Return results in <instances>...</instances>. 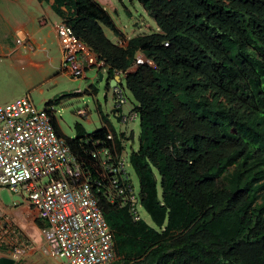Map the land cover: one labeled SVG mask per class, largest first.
<instances>
[{
    "label": "trees",
    "instance_id": "obj_1",
    "mask_svg": "<svg viewBox=\"0 0 264 264\" xmlns=\"http://www.w3.org/2000/svg\"><path fill=\"white\" fill-rule=\"evenodd\" d=\"M137 1L161 33L134 36L125 48L105 36L104 28L119 32L95 0L50 5L105 65L125 72L138 51L155 65L140 63L125 79L140 127L129 160L153 226L99 198L116 256L123 264H264V0ZM55 127L74 154L107 133L75 123L69 138Z\"/></svg>",
    "mask_w": 264,
    "mask_h": 264
},
{
    "label": "built area",
    "instance_id": "obj_2",
    "mask_svg": "<svg viewBox=\"0 0 264 264\" xmlns=\"http://www.w3.org/2000/svg\"><path fill=\"white\" fill-rule=\"evenodd\" d=\"M58 34L63 61L70 75L78 78L83 66L77 52L86 49L69 27L61 26ZM110 92L115 106L124 107L123 87L114 85ZM77 112L87 115L84 109ZM56 114L51 104L37 108L29 93L0 104V185L24 193L26 204L47 224L41 230L45 255L62 259V264H108L115 256L113 234L98 199L127 208L137 220L139 192L123 169L111 133L107 135L111 145L95 141L92 149L74 154L56 132ZM134 117L123 114L121 122L126 125ZM24 248L16 245L13 257L22 256Z\"/></svg>",
    "mask_w": 264,
    "mask_h": 264
},
{
    "label": "rangeland",
    "instance_id": "obj_3",
    "mask_svg": "<svg viewBox=\"0 0 264 264\" xmlns=\"http://www.w3.org/2000/svg\"><path fill=\"white\" fill-rule=\"evenodd\" d=\"M100 5L114 18L117 26L124 27L128 32H130L132 25V17L130 18L128 14L124 12V3L126 4V10L130 14L132 13L134 19L142 21L144 23V29L148 32L156 31L155 23L151 20L146 11L142 6L132 0H126L124 3H120L117 0H98ZM14 2V1H11ZM117 2V3H116ZM2 5H0V10ZM4 10V9H2ZM1 10V11H2ZM130 11V12H129ZM4 13L8 15L9 13L5 10ZM5 18H0V28L4 24L1 20ZM153 21V22H152ZM154 23V24H153ZM139 30L138 28H135ZM3 28L0 29V33ZM142 30V29H141ZM107 36L109 39L114 41V38L107 31ZM134 33L131 32V34ZM51 53H53L58 59V65H60V56L56 47H52ZM139 53L137 60L143 61L144 57ZM64 64V62L62 61ZM61 63V65H62ZM5 65V64H3ZM60 67V66H59ZM5 72V70H4ZM58 72V69L56 70ZM3 71L0 68V104H4L13 100L14 98L21 96L25 93H29L34 105L42 109L46 106V102L53 98H57L61 95H71L70 98L62 99L58 104H54V109L57 111L56 117L58 119V125L62 133L69 138H74L76 135V130L74 128L75 123L81 124L84 131L88 134L101 128L102 121L98 114V108L102 111V114L106 117L117 132L125 130L127 126L117 123L113 117L109 114L112 107V98L109 93H107L106 82L100 81L95 77L94 71L87 69L85 71V78L73 79L68 75L62 73H56L52 75L47 80H38V77L31 78V80H25L23 85L20 82L21 77L14 76L13 82L16 84L13 87L12 82L8 81V75H3ZM27 74V73H26ZM28 76V75H27ZM27 79V77H26ZM24 83V81L21 79ZM122 84L125 87V80H122ZM90 89H95L96 94L92 93ZM126 98L129 102L128 107H131L135 103L131 94L127 89H125ZM107 93V94H106ZM86 110L87 116H81L77 111ZM134 132V143L130 146L129 143L126 144V152L129 154L132 150H137L139 145L140 127L139 120H135L129 125ZM128 128V127H127ZM130 172L131 180L134 184L135 189L139 190V181L132 168H128ZM46 180L42 181L44 184ZM24 204V193H16L7 186L0 185V257L9 255V253H3L4 251L12 248L13 246L21 243H25V253L21 258H24L21 264H33V259H36L39 264H60L62 259H53L42 252V247L45 245V240L41 234L40 228L36 224L35 213L30 207H23ZM26 205V204H25ZM139 215L142 220H144L149 225H152L149 215L143 208L138 209ZM47 224H45V227ZM37 237H40L37 240ZM22 241V242H21ZM38 241V245L36 246ZM34 246L37 250L34 258L28 260L27 250L28 248ZM9 248V249H8Z\"/></svg>",
    "mask_w": 264,
    "mask_h": 264
},
{
    "label": "crops",
    "instance_id": "obj_4",
    "mask_svg": "<svg viewBox=\"0 0 264 264\" xmlns=\"http://www.w3.org/2000/svg\"><path fill=\"white\" fill-rule=\"evenodd\" d=\"M51 3L52 0H49L48 4L37 0H0V5L4 9L0 10V18H5L1 20L4 25L1 26L3 30L0 33V68L5 76L8 75V81L12 82L13 87L16 85L13 82L14 76L21 77L19 78L20 82L24 85L25 80H31V78L38 77V80L45 81L59 72L68 75L66 70L64 72L63 50L57 33L60 19L51 11ZM5 10L9 13L8 15L4 13ZM105 34L107 35V32ZM17 37L23 40L16 43ZM52 47H56L58 50L60 65H58L57 57L51 53L50 48ZM82 55L80 54V57H83ZM57 69L58 72H56ZM90 70L96 72L92 67ZM102 71L105 72V70ZM83 77L84 75H81L80 78ZM22 206L26 207V205ZM35 218L37 217L35 216ZM39 238L37 237V240ZM36 246V249L41 247L38 245V241ZM10 249L12 248L10 247ZM10 249L3 252L9 253L6 255L8 257L10 256ZM37 252L34 246L28 248V260L33 259ZM23 260L24 258L19 257L15 264H21ZM123 262L122 257L116 256L111 264H123ZM32 263L39 264L36 259H33ZM60 264L62 263L60 262Z\"/></svg>",
    "mask_w": 264,
    "mask_h": 264
},
{
    "label": "clouds",
    "instance_id": "obj_5",
    "mask_svg": "<svg viewBox=\"0 0 264 264\" xmlns=\"http://www.w3.org/2000/svg\"><path fill=\"white\" fill-rule=\"evenodd\" d=\"M38 1V0H37ZM99 5H100V2L98 1V0H95ZM118 2H120V3H124V1H126V0H117ZM132 1H134V2H137V3H139L137 0H132ZM52 2H53V0H52ZM44 3V2H43ZM49 3V2H48ZM48 3H46V4H48ZM117 3V2H116ZM52 4V3H51ZM50 4V5H51ZM141 6H142V4L141 3H139ZM124 5V12L126 13V14H128V16L132 19V25H131V29H130V32H128L124 27H122V26H117V24H116V22H115V20H114V18L112 17V15H110L104 8H103V6L102 5H100L101 7H102V9L112 18V20H113V23H114V25H115V27H116V29H117V31L119 32V35H114L113 33H112V31H110L109 29H107V28H104V31L106 32V30L107 31H109L110 32V34L112 35V37L114 38V41H112L111 39H109L108 38V36L105 34V32H104V34H105V36L110 40V42H112L115 46H117V47H121V48H125L126 47V45H127V42H128V40L130 39V38H132V37H134V36H140V35H146V34H151V33H161V31L159 30V28H158V26L156 25V23L154 24L155 25V27H156V31H153V32H147L143 27H144V23H142V21H140V20H136V19H134V17H133V15H132V13L130 12V14L127 12V10H126V4L124 3L123 4ZM142 8L146 11V14H147V16L151 19V20H153L150 16H149V14L147 13V10L144 8V6H142ZM50 9H51V7H50ZM52 11V10H51ZM53 12V11H52ZM54 14V13H53ZM55 15V14H54ZM57 16V15H56ZM58 17V16H57ZM59 18V17H58ZM60 19V18H59ZM154 21V20H153ZM152 21V22H153ZM67 26V27H69L68 25H66V23L62 20V19H60V21H59V25H58V27H57V33L59 32V28L61 27V26ZM70 28V27H69ZM135 28H138L139 30H137V29H135ZM71 29V28H70ZM142 29V30H141ZM71 31H72V29H71ZM134 31V33H132L131 34V32H133ZM72 34H73V31H72ZM58 36H59V34H58ZM74 36V35H73ZM19 37H17V39H18ZM20 39V38H19ZM21 40H23V39H21ZM59 41H60V38H59ZM79 41V40H78ZM80 43L85 47V49H86V51H79V52H77V57H78V59L81 61V64H82V66H83V73H82V75H84L85 74V70L86 69H91V67L92 68H94V70H96V72H94L95 73V77H97L98 79H99V74H101L102 76H101V79H99L100 81H105L106 82V88H107V93H109L110 94V96H111V98H112V107H111V109H110V111H109V114L113 117V119L117 122V123H120L121 125H124V124H122V122H121V116L123 115V114H133V115H135V117H134V119L130 122V123H128V124H126L125 126H127L126 128H125V130H122V131H120V132H117L115 129H114V133L112 132V130L108 127V124L105 122V123H103L102 125H105V127H106V131H107V133H106V136L103 138H95V139H93V137H90L89 139L90 140H92V147H90V148H85V149H92L93 147H94V145H96L95 144V141H99V142H101V144L102 145H105V144H109V145H111V141L107 138V135H108V133H111L112 134V136H113V142H114V144H115V146H116V152L120 155V159L122 160V162H123V169H124V171L127 173V175H128V177H129V181H130V183L132 184V186L134 187V184H133V182H132V180H131V177H130V172H129V167L130 168H132L133 169V167H132V164H131V162H130V160H129V157H130V154L132 153V152H136L137 150H132L129 154L126 152V144L127 143H129L130 144V146L134 143V132H133V130H132V128H130L129 127V125L131 124V123H133L135 120H139V114H138V112L135 110V105L137 104L136 102L134 103V104H132V106L131 107H128V104H129V102L127 101V98H126V92H125V87L123 86V84H122V80L124 79H126V77H127V75H129V74H131V73H129L131 70H136V68H137V65L138 64H140V63H147V64H149L150 66H152V67H154L155 65L152 63V61H150V60H148L146 57H145V55L142 53V52H140V51H138L137 52V55H136V58H135V62H134V64L128 69V70H126L125 72H123V71H118V70H115V69H113V68H111L110 66H107V65H105V63H104V61L103 60H100L99 59V56L97 55V54H95L94 52H93V50L91 49V47H89L88 45H86V44H84V43H82L81 41H80ZM61 45V44H60ZM163 45L165 46V47H167L168 46V42L166 41V42H164L163 43ZM139 53H141L142 55H143V57H144V59H143V61H139V60H137V56H138V54ZM80 54H83L82 56L83 57H80ZM141 55V56H142ZM62 56H63V53H62ZM83 60H85V62H86V66H84V64H83ZM90 60H92V61H90ZM62 61H63V57H62ZM64 62V61H63ZM64 72H65V70H66V73L68 74V76H70L71 78H73L71 75H70V73H69V71H68V69H67V67H66V63L64 62ZM102 70H105V72L104 71H102ZM133 73V72H132ZM81 76H79L78 78H80ZM78 78H73V79H78ZM84 78V77H83ZM111 80H112V82H111ZM114 85H120V86H122L123 87V90H124V95H125V98H126V104L124 105V107H117V106H115V98H114V96L112 95V93L110 92V90H111V88L114 86ZM91 92L92 93H95L96 94V90L95 91H93V89H91ZM106 93V94H107ZM51 105H54V104H51ZM113 109H120V111H115L114 113L112 112V110ZM86 111V110H85ZM100 112H102L101 110H100ZM86 113H87V111H86ZM98 114H99V111H98ZM87 116V115H86ZM101 119V118H100ZM108 121V120H107ZM108 123H110L109 121H108ZM102 125H101V127H102ZM111 125V124H110ZM56 126H58V128L60 129V127H59V125L58 124H56ZM56 128V127H55ZM57 132V131H56ZM62 132V131H61ZM58 134V133H57ZM59 136H61V135H59ZM61 137H63V136H61ZM64 138V137H63ZM65 139V138H64ZM88 138H85L84 140H85V142H86V140H87ZM138 147H139V145H138ZM134 170V169H133ZM135 172V171H134ZM136 174V173H135ZM137 176V175H136ZM138 178V177H137ZM139 181V180H138ZM134 189H135V187H134ZM136 190V189H135ZM137 191V190H136ZM138 192H139V196H140V204H139V207H138V209L139 208H143V205H142V203H141V194H140V185H139V190H138ZM105 202H107V201H105ZM107 203H109V202H107ZM26 204V202L24 201V204H22V205H25ZM111 204V203H110ZM113 205H116V204H113ZM26 206L27 207H30L34 212H35V210L31 207V206H29L28 204H26ZM118 206V205H117ZM100 207V206H99ZM120 207V206H119ZM121 208H125V207H121ZM101 209V208H100ZM126 209V211L128 212V210H127V208H125ZM144 209V208H143ZM101 212H102V210H101ZM36 213V212H35ZM137 213H138V215H139V212H138V210H137ZM128 214L130 215V213L128 212ZM103 215V214H102ZM36 217H37V213H36ZM104 217V216H103ZM130 217L132 218V220L133 221H138V220H142L141 219V217H140V215H139V219H137V220H134V218L132 217V215H130ZM38 218V217H37ZM36 218V219H37ZM39 219V218H38ZM105 219V218H104ZM40 221H41V223H42V227L40 228V230H42L44 227H45V223L41 220V219H39ZM106 221V220H105ZM107 223V222H106ZM108 225V224H107ZM152 226H153V224H152ZM108 227H109V225H108ZM109 229L111 230V228L109 227ZM112 231V230H111ZM42 234V233H41ZM112 234H113V232H112ZM43 236V235H42ZM44 238V237H43ZM45 240V239H44ZM17 245H24L23 243H21V244H17ZM16 246V245H15ZM15 246H13L12 247V249H10L11 250V252H10V256L8 257V256H4V257H8V258H11V259H14V261H15V263H16V261H17V259L19 258H14L13 257V255H12V252H13V248L15 247ZM113 250H114V259L110 262V263H108V264H111L114 260H115V258H116V252H115V249H114V240H113ZM24 253H25V251H24ZM2 257V256H1ZM22 256H20V258H21ZM14 263V264H15Z\"/></svg>",
    "mask_w": 264,
    "mask_h": 264
},
{
    "label": "water",
    "instance_id": "obj_6",
    "mask_svg": "<svg viewBox=\"0 0 264 264\" xmlns=\"http://www.w3.org/2000/svg\"><path fill=\"white\" fill-rule=\"evenodd\" d=\"M83 64H84V66L87 65L85 60H83ZM132 72H134V70H131L129 73H132ZM101 76L102 75L99 74V79H101ZM115 111H120V109H113L112 110L113 113ZM14 263H15L14 259H11V258H8V257H4V256L0 257V264H14Z\"/></svg>",
    "mask_w": 264,
    "mask_h": 264
}]
</instances>
